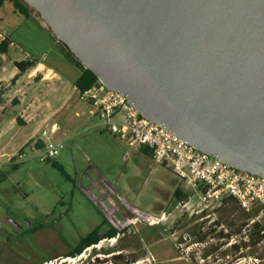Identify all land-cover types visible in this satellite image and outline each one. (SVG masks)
<instances>
[{
	"label": "rangeland",
	"instance_id": "obj_1",
	"mask_svg": "<svg viewBox=\"0 0 264 264\" xmlns=\"http://www.w3.org/2000/svg\"><path fill=\"white\" fill-rule=\"evenodd\" d=\"M22 3L27 16L9 2L0 6V33L12 43L0 54V86L10 83L13 62L21 59L53 66L72 83L79 73L73 54ZM31 84L24 76L21 90H6L0 115L23 119L22 113H31L41 121L32 130L56 121L61 145L54 159H40L38 148L30 146L12 163L0 155V264H264V236L253 231L255 222L264 226L257 208L248 214L234 200L205 205L197 188L168 168L137 154L123 159L127 145L87 119L88 108L82 109L71 86L60 100L55 82L33 85L31 108L26 100ZM7 127L5 119L4 131ZM6 139H0L5 152ZM175 186L180 198L173 195ZM113 227L115 236L79 255L66 254L94 228L103 234Z\"/></svg>",
	"mask_w": 264,
	"mask_h": 264
},
{
	"label": "water",
	"instance_id": "obj_2",
	"mask_svg": "<svg viewBox=\"0 0 264 264\" xmlns=\"http://www.w3.org/2000/svg\"><path fill=\"white\" fill-rule=\"evenodd\" d=\"M108 89L264 176V0H21Z\"/></svg>",
	"mask_w": 264,
	"mask_h": 264
},
{
	"label": "built area",
	"instance_id": "obj_3",
	"mask_svg": "<svg viewBox=\"0 0 264 264\" xmlns=\"http://www.w3.org/2000/svg\"><path fill=\"white\" fill-rule=\"evenodd\" d=\"M97 83L85 91H78V99L102 128L127 145L124 159L132 149L145 146L157 164L196 187L205 205L208 202L221 203L224 197L230 196L244 211L257 208L258 216L264 214V176L237 169L195 148L162 124L146 118L126 100L124 94ZM57 131L56 122H45L39 129L37 138L42 141L38 148L40 159H54L58 155L61 142L56 140Z\"/></svg>",
	"mask_w": 264,
	"mask_h": 264
},
{
	"label": "crops",
	"instance_id": "obj_4",
	"mask_svg": "<svg viewBox=\"0 0 264 264\" xmlns=\"http://www.w3.org/2000/svg\"><path fill=\"white\" fill-rule=\"evenodd\" d=\"M11 44L12 43H10V45ZM35 61H37V66L33 70H30V71L27 70V71L23 72L22 74H19L17 76V78L15 79V81L13 82V84L8 83L6 85V87H8L7 91H10V87L11 88L13 87V89L15 88L16 90H21L20 88H18L19 84L24 79V76H27L28 81L33 82V84L30 85V88H31L30 94H29L30 96H28V98L26 99L28 105L31 106V108L34 105L35 100H32V102H28V101L31 100L32 96L35 93V91H33V88H32L33 85H35V84L36 85L44 84L45 82H47L48 79L51 80V82H55L56 85L59 86L60 89H57V87H54L55 89H53V90L55 91L56 95L58 93L60 94L59 95L60 96V100H64V98L67 97L65 95L66 94L65 92L67 90H70L69 89L70 86H71V89L73 90V92H77V96H78V90L73 85V82L72 83L71 82H67L65 79H63V77H61V75L56 71V69L53 66L46 65L42 61H38V60H35ZM42 67H45L46 71H42V69H41ZM15 70H16V68H15ZM15 70L12 71V73H11L12 77L15 74L18 73L17 70L16 71ZM37 72H38L39 75H37ZM54 91H52V92L54 93ZM4 104H5V102L2 105H0V107H2ZM85 107L86 106L83 104V108L82 109H84ZM28 111H30V110L27 108L25 110V112H28ZM26 114L27 113H22L23 119H18L14 115H11V116H4L3 114L0 115V139H2L3 136H5V135L7 136L6 147L9 149L7 152H5L4 151V147L1 148L0 155L6 156L7 160L10 163L13 162V160H11V158H14L15 155L21 156L22 152L24 151V149L26 147L30 146L31 148H39V147L42 146V141L37 138L38 135H39L38 131H39L40 127H36V128L34 127L35 128L34 130H32L31 127H30V125L38 124L41 121H39V119H37L36 117H33L31 115V113H28L27 115ZM84 114H86V113L84 112ZM87 115H88V117L86 116L87 119L94 118V117H91L89 114H87ZM74 116H76L78 118L82 117L78 111L74 112ZM5 119H7V125H8V127H7L8 130L7 131H4V129H3L4 128V124H5ZM94 119H96V118H94ZM45 120H46V118L43 119L42 122H44ZM16 121L21 123V125H17ZM96 121H97V119H96ZM54 122H56V121H54ZM56 123L58 124V122H56ZM96 124L99 125L98 121L96 122ZM56 134H58V131H57ZM28 142H29V144L27 146H25L23 149H21ZM146 148L147 147L142 146V147H140L138 149H132L131 152H130V155L127 158H125V159H128L132 154H137V155L142 156L144 158L153 160L151 155L145 154L143 152L144 149H146ZM148 151H150V150L148 149ZM123 155H122V158H123ZM187 185H189V184H187ZM174 190H175V188H174ZM106 232H104V233H106Z\"/></svg>",
	"mask_w": 264,
	"mask_h": 264
},
{
	"label": "trees",
	"instance_id": "obj_5",
	"mask_svg": "<svg viewBox=\"0 0 264 264\" xmlns=\"http://www.w3.org/2000/svg\"><path fill=\"white\" fill-rule=\"evenodd\" d=\"M4 2H9L11 3V5L13 6L14 9H16V11L20 14H23L24 16H27L29 13L27 12V8L26 6L22 3L21 0H0V6L4 3ZM11 43V40H9L8 38H4L2 40H0V54H6L8 52V48L9 45ZM66 53H69L70 55H72L69 51H67ZM72 61L75 63V66L78 67L79 69V73L76 76V78L73 81V85L76 87V89L79 92L85 91L86 89L90 88L91 86H93L95 83L99 82L97 77L94 75V73L92 71H90L89 69L85 68L77 59H75L72 55ZM37 64V61L35 60H29V59H21V60H17L13 62L14 67L17 70V74H15L11 79H10V84H13V82L15 81V79L17 78V76L19 74H22L23 72L27 71L30 68L35 67ZM8 87L6 86H0V105H2L5 102V91L7 90ZM145 154H149L150 155V151H148V149H144L143 151ZM182 192L181 190L176 187L173 195L176 198H180ZM186 197V194L183 195V198ZM228 200H234L236 203L237 201L235 199H233L230 196H226L222 199V203L225 204ZM238 205V203H237ZM239 206V205H238ZM240 207V206H239ZM254 211H250L248 212V214L253 213ZM264 226H262L260 223L255 222L253 225V231L254 233L260 235V236H264ZM117 228L113 227L111 229H109L106 233L103 234H98L97 233V228H94L91 232H89L88 234H86L85 236H83L80 239V243L78 245V247H76L73 251L66 253L69 256H76L82 253V250L90 245L96 244L100 239H102L103 237H113L115 236V234L117 233Z\"/></svg>",
	"mask_w": 264,
	"mask_h": 264
},
{
	"label": "bare ground",
	"instance_id": "obj_6",
	"mask_svg": "<svg viewBox=\"0 0 264 264\" xmlns=\"http://www.w3.org/2000/svg\"><path fill=\"white\" fill-rule=\"evenodd\" d=\"M113 240V239H112ZM65 259H62L60 262H63Z\"/></svg>",
	"mask_w": 264,
	"mask_h": 264
}]
</instances>
